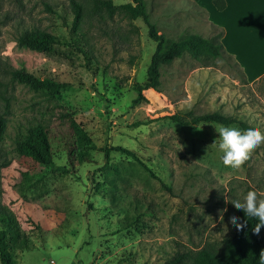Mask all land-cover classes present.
<instances>
[{
	"label": "rangeland",
	"instance_id": "1",
	"mask_svg": "<svg viewBox=\"0 0 264 264\" xmlns=\"http://www.w3.org/2000/svg\"><path fill=\"white\" fill-rule=\"evenodd\" d=\"M77 1L82 19L70 36L71 0H0V203L19 228L9 241L14 264H162L177 248L219 243L235 230L231 203L251 190L264 198V144L239 170L225 167L214 127L223 124L197 120L218 111L264 132V75L249 82L231 56L185 52L161 67L158 90L132 105L155 42L140 19ZM144 1L169 38L219 32L192 0ZM34 28L72 43L47 52L18 46ZM20 68L67 85L53 96L33 90L12 77ZM38 125L50 164L17 147ZM113 146L134 150L145 166L118 151L106 156Z\"/></svg>",
	"mask_w": 264,
	"mask_h": 264
},
{
	"label": "trees",
	"instance_id": "2",
	"mask_svg": "<svg viewBox=\"0 0 264 264\" xmlns=\"http://www.w3.org/2000/svg\"><path fill=\"white\" fill-rule=\"evenodd\" d=\"M93 3L95 7L102 8L110 17L119 11L131 20L140 19L147 27L148 37L155 42V50L146 70V80L134 83L136 97L133 98L132 105L146 100L143 91L147 89L158 90L161 84V67L170 63L174 58L182 56L185 52H188L197 60L230 56L220 42L221 30L213 38L187 33L178 39H172L159 32L156 24L150 20V14L144 0H127L118 5L114 4L112 0H93ZM213 3L218 9H222L225 6L224 0H213ZM71 6L73 20L70 36L74 34L73 32H77L78 23L82 19V5L77 0H71ZM16 43L20 47L29 48L37 52H47L53 46L71 44L72 39L34 28L21 32L16 37ZM234 62L238 66L235 60ZM12 77L33 90H44L51 96L67 85V83L48 77L40 78L33 73L27 72L24 68L14 70ZM197 122H214L223 125L236 124L242 128H252L245 121L218 111L202 115ZM71 124L79 136H86V133L74 121ZM5 127V119L0 116V149L5 137ZM17 147L23 155L30 157L33 161L50 164L48 135L41 125L30 127L27 133L17 140ZM111 150L124 153L145 166L132 149L122 146L105 148L106 156ZM145 168L153 174L149 167ZM235 212L236 216L241 218V222L247 221V225L242 231H237L235 228L231 235L224 237L219 243L208 241L197 249L188 247L177 248L162 264H259V253L264 249V228L261 229L259 235H255L253 228L258 221L255 218L247 217L243 211L235 209ZM18 234L19 228L16 219L0 203L1 264H14L9 241L17 237Z\"/></svg>",
	"mask_w": 264,
	"mask_h": 264
},
{
	"label": "crops",
	"instance_id": "3",
	"mask_svg": "<svg viewBox=\"0 0 264 264\" xmlns=\"http://www.w3.org/2000/svg\"><path fill=\"white\" fill-rule=\"evenodd\" d=\"M206 12L211 25L222 31L220 42L249 82L264 75V0H192ZM260 70H256L259 69Z\"/></svg>",
	"mask_w": 264,
	"mask_h": 264
},
{
	"label": "clouds",
	"instance_id": "4",
	"mask_svg": "<svg viewBox=\"0 0 264 264\" xmlns=\"http://www.w3.org/2000/svg\"><path fill=\"white\" fill-rule=\"evenodd\" d=\"M214 127L219 133L218 147L223 152L222 162L225 167L239 170L250 159L252 152L264 144V132L258 127L246 130L223 125ZM213 145L215 146V142ZM231 204L235 209L243 211L247 217L258 221L253 228V233L259 235L264 228V198H260L256 191L251 190L244 196L243 202L234 200ZM229 223L237 231H242L247 225V221L241 222V218L236 215L229 218ZM259 264H264V249L259 253Z\"/></svg>",
	"mask_w": 264,
	"mask_h": 264
}]
</instances>
